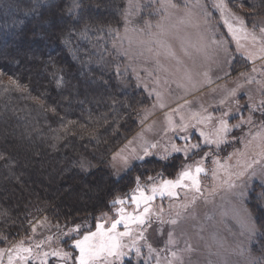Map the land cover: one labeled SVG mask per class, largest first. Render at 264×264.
I'll return each mask as SVG.
<instances>
[{"label": "rangeland", "instance_id": "rangeland-1", "mask_svg": "<svg viewBox=\"0 0 264 264\" xmlns=\"http://www.w3.org/2000/svg\"><path fill=\"white\" fill-rule=\"evenodd\" d=\"M122 7L121 20L114 29L112 55L120 87L141 89L148 100L140 111L138 129L102 162L88 166L86 172L95 175L86 174L81 178L75 175V183L64 179L47 181L43 169L45 160L38 159L36 164L25 163L27 169H33L31 183L37 187L42 173L44 179L41 187L48 190L46 198L56 208L66 209L68 205L76 204L82 210L87 198L97 202L103 197L108 198L113 192L112 188L106 192V178L103 177L106 168L110 169L112 178L118 180L144 160L166 161L180 155L183 161L178 172L184 165L194 166L197 162L205 169L206 174L199 176L202 195L194 203L193 193L184 189L179 191L176 198L157 196L150 205L152 214L150 223L143 228V237L136 235L141 228L132 225L133 236L122 240L126 245L136 241L140 255L126 247L123 251L128 255L115 260L108 257L107 262L98 260L96 264H264V244L260 243V229L249 206L253 189L256 190L254 196L262 198L264 163L254 165L242 177L232 175L235 187L229 189L223 184L229 178V173L243 170L248 162L256 158L259 149L253 136L264 130V123L254 124L247 130L243 127L250 122L249 114L252 116L256 110L264 109V33L261 32L264 28V0H123ZM158 24L164 28V38L170 40L179 63L177 59L161 54L158 59L162 67L157 68L153 53L144 51L143 55H139L141 49L137 42L149 39V31L158 33ZM173 36L179 39H172ZM182 40L191 44L212 40L222 43L210 45L207 56L198 54L191 47L186 55L182 50ZM186 72L190 73L191 79L185 77ZM233 89L236 90L235 95H229ZM156 93H160L159 100ZM161 103L164 107H160ZM180 105L184 107L174 112ZM225 112L229 114L225 118L228 125L240 124V127L233 128L219 147L216 144H202L198 151L187 157L182 152H172L167 159L161 158L166 149L171 152L173 143L178 147L184 146V141L178 136L170 131L165 132L167 117L180 124V117L183 116L184 122L189 124L191 142H200V131L210 139L216 138L218 118ZM194 114L197 118H193ZM209 115L211 120L199 122L200 118ZM262 119L264 122V117ZM237 134L241 136L235 142ZM13 141L16 146L19 145L17 140ZM152 144L156 147L151 148ZM146 145L153 154L144 160H131L129 166L125 167L122 158L130 157L133 149L137 155H143L142 149ZM205 153L209 155L205 156ZM40 162L43 167H40ZM178 172L172 176L156 174L155 181L139 177V183L141 187L151 188L153 183L160 182L161 177L175 179ZM137 178H134L132 189L111 201L109 211L100 212L94 217L59 224L41 215L42 218L33 221L35 232L32 225L27 234L5 243L1 241L4 244L0 246V264H9V250L13 256L12 264H41V261L44 264H65L60 258L43 255L54 250L71 253L67 264H74L79 252L70 246L73 240L82 238L87 232H95L98 222L106 228L110 227L117 218L118 207L129 214L136 211V206L130 200L137 188ZM125 197L127 199L123 205L113 204L117 198ZM161 211L163 223L156 219V214ZM170 219H177V223L171 224ZM70 229L78 230L68 236ZM117 231H124L122 224L117 226ZM17 245L31 248V256L21 259V256L28 257V254L18 253ZM36 245H40L39 249Z\"/></svg>", "mask_w": 264, "mask_h": 264}, {"label": "trees", "instance_id": "trees-1", "mask_svg": "<svg viewBox=\"0 0 264 264\" xmlns=\"http://www.w3.org/2000/svg\"><path fill=\"white\" fill-rule=\"evenodd\" d=\"M122 2L0 0V246L27 234L42 216L64 224L109 211L135 177L178 172L180 155L144 160L118 180L106 168V192H113L97 202L87 198L81 210L76 204L56 208L41 187L44 175L34 187L33 169L26 168V162L44 159L45 180L75 183L76 176L95 175L86 172L88 166L102 162L138 129L148 100L141 89L120 87L112 55ZM249 116L241 125L245 130L264 123L262 108ZM253 190L249 206L264 244V189L260 199Z\"/></svg>", "mask_w": 264, "mask_h": 264}, {"label": "snow or ice", "instance_id": "snow-or-ice-1", "mask_svg": "<svg viewBox=\"0 0 264 264\" xmlns=\"http://www.w3.org/2000/svg\"><path fill=\"white\" fill-rule=\"evenodd\" d=\"M167 6V5H163ZM69 12H71V9H69ZM151 28V25L148 26ZM157 28L159 29L158 33H152L148 32L147 35L149 36V39L147 40H140L137 42L138 47L141 49L139 55H143L144 51H147L149 53H153V55L156 57L155 63L157 68H161L159 62V56L161 54L177 59V62L179 63V60L177 58V54L173 48V45L171 44L170 40L165 39V30L161 25H157ZM229 30L232 31L231 27H229ZM261 32L264 33V28L261 29ZM172 39H179L177 36L171 37ZM217 41H208V42H201L199 44H191L190 42H184L181 41L182 50L185 52V54H188V48H194L195 51L203 56L208 55V50L210 45H219ZM131 44V41H130ZM155 46V47H153ZM125 55L128 54L127 51L124 53ZM151 75V73H149ZM185 77L187 79H191L190 73H185ZM13 84H16V81H12ZM157 83L159 81L157 80ZM236 90L233 89L229 95H235ZM151 95V93H150ZM157 99H160V93H156ZM223 103V101H221ZM160 107H164V105L161 103ZM183 105L178 106L177 109L174 110V112H179L181 108H183ZM229 114L227 112L222 113L221 117L218 118L219 125L215 132V139H210L203 131L199 132L200 137L202 138L200 142H191V134L188 132L189 124L184 122V117L181 116L180 124H175L171 117H167L168 127L165 129V132H172L174 135L178 136L179 139L184 141L183 147H178L175 143L171 145V152H168V150H165V155L162 156V159H167L169 155H171L172 152L174 153H184V155L187 157L191 154H194L196 151H198L202 144L203 145H212L216 144L217 147L224 141V137L232 131L233 128L240 127V124L232 125L231 127L227 123V119H225ZM193 118H197L196 114H194ZM203 119L211 120L212 117L209 115L206 118H200L199 122H203ZM244 121L242 120L241 123ZM195 127V125H193ZM181 133H184L181 135ZM253 140H256L257 148L259 151L256 154V158L252 159L250 162H248L243 170L237 172V173H229V178L223 181L224 186L231 189L235 187V181L231 179L232 175H235L237 177H242L245 175L248 169H252L254 165H260L261 163H264V130L258 131L253 136ZM131 143V142H129ZM151 148H155L156 145L152 144L150 146ZM143 155H137L136 150H132V154L130 157H123V163L125 167H128L131 160H144L145 157H148L152 155L153 153L150 151L149 146H144L143 149ZM209 155L208 153H205V156ZM203 159V158H202ZM214 163H219L218 161H214ZM201 174H206L205 169L201 167L200 163L197 162L194 166L192 165H184L182 170L177 173V176L175 179H163L161 177L160 182L153 183L151 188H144L140 186L139 183V177L137 178V188L135 189L134 193L131 196L130 203L136 206V211L132 214L127 213V211L122 208L118 207L116 208V216L117 218L114 219L111 223L110 227H105V225L101 223L96 224V231L95 232H87L82 238L75 239L72 241V244L70 245L75 250H78L79 255L75 256L74 258V264H96L98 260H104L107 262L108 257H112L114 260L119 259L123 256L128 255L129 253H126L123 251L124 248H129V251H132L133 249L136 252V255H140V248L136 247V241H133L132 245H126L122 242L123 238L128 237L131 238L133 236L132 232V225H136L141 228V232L137 233L136 235L139 237H143V228L145 225L150 223V216H151V208L150 205L152 201L157 197L164 198L167 196L168 198H176L179 195V191L181 189L187 190L189 192L193 193V203L195 202L196 198L200 195H202L201 192V186L199 181V176ZM213 177H216V173H213ZM149 181H155V177H149ZM125 198H117L113 201L114 205H123L125 203ZM141 205H143L141 210ZM187 207V205H185ZM162 211L160 213L156 214V219L163 223L161 220ZM179 216V213L177 214ZM171 224H176L177 219H170L169 221ZM39 223V222H37ZM123 225L124 231L118 232L117 226ZM33 232L36 230V225H33ZM78 229H70L69 233L67 234L70 236L73 231H77ZM170 233V237H171ZM23 243V242H21ZM169 243H171V239L169 240ZM37 249H39L40 245H36ZM151 250V249H150ZM17 251L18 253H27L28 257L21 256V259H28L31 256L32 249L31 248H24L22 246L17 245ZM45 257L52 256L56 258L62 259L65 264H67V261L71 258V253L63 250H54L52 252H45L43 254ZM173 256L176 255L175 252L172 253ZM9 264H12L13 256L11 255V250H9ZM41 264H44V261H41Z\"/></svg>", "mask_w": 264, "mask_h": 264}]
</instances>
